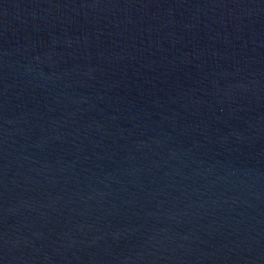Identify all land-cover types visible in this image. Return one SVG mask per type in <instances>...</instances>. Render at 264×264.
Segmentation results:
<instances>
[{
	"label": "water",
	"instance_id": "obj_1",
	"mask_svg": "<svg viewBox=\"0 0 264 264\" xmlns=\"http://www.w3.org/2000/svg\"><path fill=\"white\" fill-rule=\"evenodd\" d=\"M0 264H264V0H0Z\"/></svg>",
	"mask_w": 264,
	"mask_h": 264
}]
</instances>
